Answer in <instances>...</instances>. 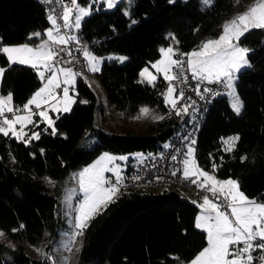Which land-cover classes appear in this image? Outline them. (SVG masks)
<instances>
[{
  "label": "trees",
  "instance_id": "1",
  "mask_svg": "<svg viewBox=\"0 0 264 264\" xmlns=\"http://www.w3.org/2000/svg\"><path fill=\"white\" fill-rule=\"evenodd\" d=\"M57 1L64 6L62 18L70 1ZM125 2L111 10L101 3L81 22L78 39L68 36L89 43L95 55L126 57L123 62L104 66L97 78L114 111H137L142 104L156 106L162 96L156 95L153 84L139 81L140 71L158 59L159 48L173 38L177 49L186 52L203 36L214 35L235 0H213L208 7H203L201 0H133L129 15L122 12ZM48 14L44 0H0V44L29 42L31 32L46 26ZM239 42L247 47L249 61L235 82L241 112L232 109L227 96L216 98L198 133L194 158L218 180L236 179L246 196L264 202V27L248 30ZM51 61L58 70L59 65H54L53 58ZM0 66V92L10 95L12 110L19 107L26 112L23 106L40 87L35 69L10 64L1 48ZM82 77L76 78L74 103L57 117L61 135H50L43 122L36 125L37 116L27 128L29 134L37 131L36 138L18 140L0 132V232L5 235L0 237V264H54L49 255L51 242L43 258L29 256L22 242L36 245L46 238L52 240L64 225L58 211L59 183L103 151L145 153L141 160L127 162L126 174L131 165L165 150L173 123L180 119L181 113L170 119L165 114L146 135L105 134L94 129L96 141L91 147L83 146L80 142L94 126L100 107L95 89ZM157 80L164 79L158 76ZM226 140H231L230 148ZM47 178L54 181L51 190L46 189ZM160 186L171 188L142 191ZM197 212L196 204L171 184L121 189L83 230L77 264L186 263L207 245L205 232L195 225Z\"/></svg>",
  "mask_w": 264,
  "mask_h": 264
},
{
  "label": "rangeland",
  "instance_id": "2",
  "mask_svg": "<svg viewBox=\"0 0 264 264\" xmlns=\"http://www.w3.org/2000/svg\"><path fill=\"white\" fill-rule=\"evenodd\" d=\"M69 1L70 7L64 10L62 21L64 27L71 32L70 37L77 40V31L81 22L89 16L93 8H97L103 3L104 9L111 10L122 0ZM212 1L201 0V3L203 7H208ZM132 2L133 0H126L122 7L124 14L129 15ZM52 18L56 21L55 26L52 25ZM48 20L50 25L46 32L49 34V38L53 39L54 44H62L66 38L64 33L59 30L56 17L48 14ZM262 27H264V0H235L231 11L219 21L218 31L214 35L203 36L197 41L196 46L184 52L188 55V66L194 77L204 80L228 78L231 87L227 98L236 113L241 112L242 102L236 93L235 81L237 74L249 67L247 47L241 45L239 39L248 30ZM175 44L176 41L173 38L168 45L159 48V58L140 71V81L152 85L158 75L164 80L170 79L175 51H180ZM31 45L30 43L3 44L0 47L10 64L18 63L33 67L40 80V87L23 106L26 112L7 120L11 122V128L5 130L3 126H0V132L3 134H7L13 129L12 136L18 140H24L25 137H27L26 140L37 137V131L32 130L29 134V129H27L33 124L36 115L39 117L36 125L43 122L50 135H61L62 132L56 127L57 117L59 114L69 111L75 101L76 78L82 77L79 73L81 71L72 66L59 65L57 70L51 61L54 52H50L48 45L45 47L38 45L36 50ZM112 55L117 56L116 58H119L120 62L126 60L123 55ZM112 55L98 56L87 49L84 52V57L88 65V76H86L87 79L82 78L88 82L89 86L96 89L95 93L100 101V106L97 103V106L100 107L97 111L98 117L100 112L105 111L108 120L113 122L112 126L115 125L117 129H120L119 131L115 129L113 132L125 134L127 131L133 132L137 128L130 120H119L118 112L116 118L111 116L101 89L96 83L102 73L101 67L106 66L109 62H114L115 57H111ZM2 73L3 68L0 66V83ZM176 100L173 86H171L158 99L157 105L151 111L152 114H147L148 120H143L144 124L139 122L140 126H148L150 122H156L163 115L162 111L173 106ZM3 107L13 109L10 96L0 92V109ZM33 108H35L34 111ZM152 118L155 120L152 121ZM154 127L149 128L150 132ZM149 129L146 131L147 133ZM86 135L91 137L90 130L86 131ZM225 143L228 148L231 147V140H226ZM91 144L86 147H90ZM194 151L195 148L188 147L184 153L183 177L202 180L205 183L210 182L216 186L210 188L219 189L223 196L227 193L228 197H224L228 199L232 217L234 221L236 220V223H231L226 213L211 199L203 198L191 201L198 208L195 225L205 232L207 241L210 243L207 252L211 253L214 247H217L216 257L223 254V256L227 255V259L233 260V263L237 264H264L263 259L255 258L254 260L259 252L264 255V202L246 196L240 190L236 179L218 180L212 172L203 170L195 161ZM145 156L142 151L128 153L103 151L93 160L79 167L68 179L59 183L58 211L64 225L58 229L57 235L52 240L46 238L36 245L22 242L27 254L33 258H43L48 254L46 246L51 242L49 255L54 264H77L79 250L84 242L83 230L93 216L101 212L121 194L119 184H114L112 181L115 179L121 183L127 162L129 160L138 161ZM45 186L47 190H51L54 181L47 178ZM164 188L170 189L171 187H146L142 191H160ZM4 236L1 231L0 237ZM258 241L261 245L256 244Z\"/></svg>",
  "mask_w": 264,
  "mask_h": 264
},
{
  "label": "built area",
  "instance_id": "3",
  "mask_svg": "<svg viewBox=\"0 0 264 264\" xmlns=\"http://www.w3.org/2000/svg\"><path fill=\"white\" fill-rule=\"evenodd\" d=\"M44 2L48 13L56 17L59 30L64 33L67 39L66 43L57 44L53 47L54 65L72 66L88 76L84 52L89 49V44L81 40L76 42L68 38L71 32L63 25L60 13L64 6L61 3L57 0H44ZM96 83L101 89L109 113L116 118L117 111H114L110 106L102 86L98 82ZM153 86L156 87L157 96H162L171 86L175 88L177 100L173 104L174 106L167 111L165 118L170 119L181 113L180 119L173 123L169 144L164 151L131 165L121 183L115 179L112 182L119 184L120 189L124 190L134 189L141 184L146 186L171 184L176 186L191 201L203 198L213 200L226 213L230 222H235L232 217L230 203L219 189H212L204 184L202 180L187 179L182 175L184 152L188 147H196L198 133L204 125L208 109L214 100L225 97L229 93L230 83L228 78L204 80L194 77L188 66V55L184 52H178L171 70V78L169 80H156ZM97 102L100 106L98 99ZM23 112L24 109L19 107L11 111H0V124H4L6 119ZM255 258L263 259L264 255L259 252Z\"/></svg>",
  "mask_w": 264,
  "mask_h": 264
},
{
  "label": "crops",
  "instance_id": "4",
  "mask_svg": "<svg viewBox=\"0 0 264 264\" xmlns=\"http://www.w3.org/2000/svg\"><path fill=\"white\" fill-rule=\"evenodd\" d=\"M63 20V19H62ZM47 21L48 23L46 24L45 27H43L41 30H37V31H33L31 32L29 35H28V40L29 42H26V43H30L32 44L31 46L33 47V49L36 50V46L38 45H41L42 47H45L46 45L49 46L50 48V52L52 53V49L53 47L56 45L53 43V39H50L49 38V34L46 32V30L48 29L49 25H50V22L48 20V17H47ZM52 25L55 26L56 25V21L54 18H52ZM176 41V40H175ZM40 42V43H39ZM25 43V42H24ZM37 44V45H36ZM58 44V43H57ZM2 44H0V47H1ZM177 45V43L175 44ZM160 52V51H159ZM178 51H175V55H174V62H175V57L177 55ZM108 55H112V54H108ZM111 57H115V60L114 62H109L107 65H111V64H114V63H119L120 60L119 58H116L117 56L115 55H112ZM124 61V60H123ZM122 61V62H123ZM174 63L172 64L171 66V70H172V67H173ZM103 69V66L101 67V70ZM159 76V75H158ZM161 78V77H160ZM140 81V79H139ZM142 82V81H140ZM236 82V81H235ZM230 83V87H231V82L229 81ZM174 89V88H173ZM174 94H175V90H174ZM6 95H9V94H6ZM10 96V95H9ZM11 98V97H10ZM12 103V101H11ZM157 105V104H156ZM155 106H147V105H144L142 104L137 111H132L131 109L128 110V109H121L118 111V117H119V120H127V121H131L133 126H135V128H137V130H133V132H136L137 134H143V135H146L150 132V127L152 126V122H150L148 124V126H140L139 122L144 124V122H142L143 120H148L147 119V114L150 113L152 114V109L154 108ZM3 111V110H10V108H1L0 111ZM168 111V109L166 111H162L163 112V115L157 119L156 122L154 123H157L161 120V118L166 114V112ZM123 116V119H122V116ZM144 114V115H143ZM37 116V115H36ZM38 117V116H37ZM108 116H107V113L105 111H102L100 112V115L98 117L97 113L95 114V117H94V126L92 127V129H90V132H91V137H88L86 135V132L80 142L81 145L83 146H87L89 144H93L95 141H96V136H95V132H94V129H97L99 131H102L103 133L105 134H116V132H113V130L117 129V127L114 125L112 126L113 122L111 120H108ZM38 120H39V117H38ZM152 121L155 120L154 118L151 119ZM8 122V121H7ZM116 124V122H115ZM129 124V123H128ZM5 130L9 129L12 127L11 125V122H8L5 126H3ZM16 127H19L18 125H16ZM149 129V132L147 133L146 131ZM118 131L120 129H117ZM14 130L11 129L6 135H10L12 136V132ZM30 131V130H29ZM87 131V130H86ZM128 132V131H127ZM132 132V131H131ZM31 134V133H30ZM26 139V137L24 138V140ZM91 144V145H92ZM91 147V146H90ZM77 169L73 170L70 172V174L65 178L63 179V181H65L66 179H68L69 176H71L72 174H74L76 172ZM50 179V178H49ZM191 179V178H189ZM202 179V178H201ZM62 181V182H63ZM205 183V182H204ZM206 185H208L209 187H216V186H213L210 182H206L205 183ZM224 196H226V198L228 197V194L226 193ZM228 201V199H227ZM229 202V201H228ZM231 206V205H230ZM232 212V211H231ZM231 223H234V222H231ZM235 223H236V220H235ZM238 228V227H237ZM210 247V243L207 241V245L204 247V249H202L199 253H197L192 259H190L189 261H187L186 263H182V264H190V263H198V264H237V263H233L234 261L233 260H230V259H227V255L223 256H219V257H216L215 254H216V251H217V247H214V250L209 253L207 252L208 249Z\"/></svg>",
  "mask_w": 264,
  "mask_h": 264
},
{
  "label": "clouds",
  "instance_id": "5",
  "mask_svg": "<svg viewBox=\"0 0 264 264\" xmlns=\"http://www.w3.org/2000/svg\"><path fill=\"white\" fill-rule=\"evenodd\" d=\"M89 44V43H88ZM57 45V44H56ZM90 45V44H89ZM90 47V46H89ZM178 52H180V51H178ZM181 52H183V51H181ZM93 87V86H92ZM94 88V87H93ZM115 111H117V110H115ZM118 112V111H117ZM96 113H97V111H96ZM203 182V181H202ZM204 183V182H203ZM205 184V183H204ZM208 186V185H207ZM257 244H258V242H256ZM254 259H255V257H254ZM263 260H264V258H263Z\"/></svg>",
  "mask_w": 264,
  "mask_h": 264
},
{
  "label": "water",
  "instance_id": "6",
  "mask_svg": "<svg viewBox=\"0 0 264 264\" xmlns=\"http://www.w3.org/2000/svg\"><path fill=\"white\" fill-rule=\"evenodd\" d=\"M260 29V28H259Z\"/></svg>",
  "mask_w": 264,
  "mask_h": 264
}]
</instances>
